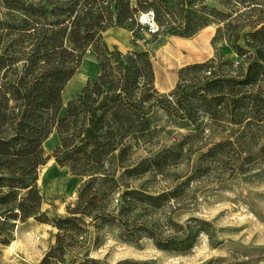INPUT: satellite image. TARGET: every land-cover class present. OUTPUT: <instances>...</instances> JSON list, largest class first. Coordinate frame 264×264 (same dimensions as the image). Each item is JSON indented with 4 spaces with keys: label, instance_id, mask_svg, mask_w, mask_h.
I'll list each match as a JSON object with an SVG mask.
<instances>
[{
    "label": "rangeland",
    "instance_id": "rangeland-1",
    "mask_svg": "<svg viewBox=\"0 0 264 264\" xmlns=\"http://www.w3.org/2000/svg\"><path fill=\"white\" fill-rule=\"evenodd\" d=\"M146 10L154 33L137 24ZM35 27H55L62 50ZM57 74L58 109L23 120ZM0 80V138L23 121L43 161L0 165V264H264V0H0ZM125 191L129 224L196 230L190 246L125 229Z\"/></svg>",
    "mask_w": 264,
    "mask_h": 264
},
{
    "label": "trees",
    "instance_id": "trees-1",
    "mask_svg": "<svg viewBox=\"0 0 264 264\" xmlns=\"http://www.w3.org/2000/svg\"><path fill=\"white\" fill-rule=\"evenodd\" d=\"M154 12V11H153ZM155 16V20L157 22L156 19V15ZM158 24V23H157ZM37 29H42L45 30L41 33V37H42V43L44 45V48L46 51V53H52V52H56L58 50H62L61 49V44H60V40H59V33L56 30L55 27H51L50 29L47 28H34L32 30L29 31V33H35L36 31H38ZM74 33L72 41H73V48L72 50H69L68 53L75 57L77 56V61L80 60V57L82 56V54L84 53L83 49V43H80L79 41L83 38L78 31L74 30ZM88 35H86V37H91L94 38L95 34L94 33H87ZM81 50V53H77L74 52L75 50ZM64 50V49H63ZM69 61L70 58H69ZM201 66V65H200ZM108 76L109 73L106 72V70L103 69L102 74L98 77V80H101L102 83L107 82L108 80ZM61 77L59 76V74H57V77H55L53 79V81L51 82V87L49 89V94L46 98H44L43 101H39V98H41L38 94H36L33 98L27 95V103L26 106L24 107V110L22 111V119L23 120H27L29 119L32 114L36 113L39 107H42L43 105H47L48 103H52V109L55 112L58 107L60 106L59 104V92L62 88L61 84ZM88 88L87 86L83 88L82 90V96L87 92ZM18 91L19 89L15 88V92H13L15 94V97H19L18 95ZM2 96H5V84L4 82H2L0 80V98ZM73 103V101H69V107L71 106V104ZM0 105H1V101H0ZM20 108V104L18 105V109ZM22 123L23 121H21L18 125V134H19V138H10V139H5V138H0V165L4 166L5 168H9V171H13V163L15 161H20V163L23 165L21 168V173L22 175L24 174H29L32 172L33 169H35L37 167L38 164H40L42 161L41 156L39 154V146L41 144V140L39 139V134H32L30 135V137L23 142L24 140V136H23V128H22ZM20 139L22 140L21 143H19L18 145H13L11 143H13L14 140L16 139ZM19 179V178H18ZM33 179H36V176L33 177ZM23 181V180H22ZM26 186H29V184H26ZM30 194L33 195V190L30 189ZM35 194V193H34ZM127 194H129L128 191L123 192L119 199L117 200V203L115 205V207H117V209L119 210L117 212V215L119 217V219H121V221H123L122 225L125 227V229H130L128 228L129 225L132 226L131 231H139L140 233H145L146 235L150 236L153 241L155 242V244L161 248H166V249H186L190 246L191 240L194 236V232L196 230H192L189 229L188 233H185L183 231L180 232H173L172 234H163V232L161 230H159V226L157 223L155 222H149L147 221V219H142L140 221V226H137V224H135V221H133V223L129 224L128 223V217H126V213L130 210V203L127 199ZM82 195V192H81ZM19 210H17L16 212L19 211V213H21L23 216H27L30 212H32L34 210L33 206H26L24 207L23 203L19 204ZM13 212V213H16ZM68 220V219H65ZM64 240L63 236H57V245L58 248L62 246V242ZM49 256H51L50 253L47 254L46 257H44L42 259V264H45L48 259Z\"/></svg>",
    "mask_w": 264,
    "mask_h": 264
},
{
    "label": "built area",
    "instance_id": "built-area-1",
    "mask_svg": "<svg viewBox=\"0 0 264 264\" xmlns=\"http://www.w3.org/2000/svg\"><path fill=\"white\" fill-rule=\"evenodd\" d=\"M137 24L147 29L148 32L154 33L158 30V24L155 20L154 12L146 10L139 12L136 17Z\"/></svg>",
    "mask_w": 264,
    "mask_h": 264
},
{
    "label": "crops",
    "instance_id": "crops-1",
    "mask_svg": "<svg viewBox=\"0 0 264 264\" xmlns=\"http://www.w3.org/2000/svg\"><path fill=\"white\" fill-rule=\"evenodd\" d=\"M107 37H112L115 40H122L123 38L127 37L125 29L121 27H110L106 30Z\"/></svg>",
    "mask_w": 264,
    "mask_h": 264
}]
</instances>
